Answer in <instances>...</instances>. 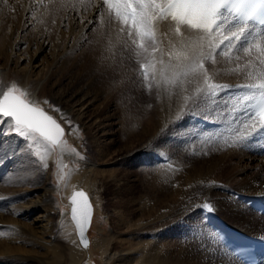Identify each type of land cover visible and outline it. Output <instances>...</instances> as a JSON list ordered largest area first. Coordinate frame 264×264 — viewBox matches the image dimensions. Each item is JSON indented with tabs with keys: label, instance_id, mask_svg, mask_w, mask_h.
Instances as JSON below:
<instances>
[{
	"label": "rangeland",
	"instance_id": "obj_1",
	"mask_svg": "<svg viewBox=\"0 0 264 264\" xmlns=\"http://www.w3.org/2000/svg\"><path fill=\"white\" fill-rule=\"evenodd\" d=\"M64 8L54 16L45 9L44 4H39L36 0H19V2L17 0H8L7 4L3 0H0V35H13V39L21 38L24 40L22 46L26 49L29 46V48H32V51L35 44L40 41L51 45L57 44L59 47L63 46V49H67V53L63 59L64 63L56 68L53 74L59 83L57 88H63L64 90L61 92H67L66 99L73 103H76L78 98H74L76 99L74 100L71 97L78 90L98 95V101L90 108L88 116L95 115L98 111L99 114H96L98 118L110 120L112 117L116 123H119L116 127L117 132L109 139L110 141L101 140V143L103 141L105 144L108 142L106 145L102 143V146L109 148L108 153H115V158L119 161L112 166H99L102 161L94 152L90 142V135L93 134L94 130L84 127L80 129L79 124L66 113L63 105H58L52 98L38 96L34 98V101L39 103L42 108L64 127L67 144L74 151H64L61 148L51 150L45 155L47 168H44L38 157L33 155L31 150L27 148L26 141L16 135L10 134L6 129L7 122L1 120L0 194L2 193L1 190L4 189L14 191L13 194L28 191L32 193V191L36 190L35 188H38L37 191L40 194H44V191L40 190L43 187L56 189L53 193L46 192L45 196L53 201L52 208L54 214L52 215L56 216L55 222L58 227V234L60 235H58L59 240L64 242L72 236L77 247H79L78 249L84 251L78 244L74 227L69 219V204L67 201L73 190H84L88 194L93 206L92 222L88 230L90 241L88 256L95 264H104V262L93 244L99 242L102 239V235H109L118 224L121 226L125 225V222L129 226L138 224L145 229L138 234L136 239L143 237L148 240L151 238L155 241L161 240L164 243L172 242L177 246L179 245V247H189L193 249L192 251H194L195 246L203 244L214 250L206 231L203 229V225H206L203 220V214L210 213L204 211L201 207L206 202L211 203L212 200L207 199L203 204H199L198 202L202 198L197 193L195 195L194 192L193 195L179 197L177 201L168 204L166 207V205H163V200L164 197H167L165 194H168L167 188L171 185L167 176H164L162 173L170 170L171 173L178 174L181 177L189 170H193L201 166V164H206L209 160L219 162L223 156V153H220V149H222L220 147L224 146L219 141L223 135L222 131H219V129L209 130V133L202 134L198 131L200 127H197L198 124L196 121H193V118H196V120L203 119L210 123H220L223 119L219 116H212L210 119H205L204 117L212 114V110L217 105H220L219 107L222 108L224 100L229 101L226 91L222 92L223 97L222 93L217 97V105L209 106V112L196 116H187L179 122L174 123L173 121L163 132L158 134L156 132L154 134L152 133L153 131H150V134L152 133L153 135H149L148 133V136H145L144 139L142 137L135 138L136 134L141 133L138 132V129L140 131L144 129L143 125L145 122L143 119L145 120V117L143 116L148 113L147 107L156 102L155 98L157 94H155L154 90L149 91L145 87L142 78L137 74L139 66L135 64L134 60L129 61L124 59L122 63L123 68L118 71L115 70V72L108 67L105 69L106 71H102L92 64L89 65L85 58L86 53H82L83 59L76 62L75 58L80 52L84 48H88L92 44V41L95 40L94 35L97 31L98 20L95 16L97 14L91 12L93 6L86 3V1L81 3L80 0H75L68 3ZM91 14L93 15L91 18L94 17V20L89 19ZM89 21H94L95 27H92L93 25ZM60 40L62 41L60 42ZM54 42H58L59 44ZM64 42L65 46L63 45ZM69 42H71L72 46H69ZM105 47L104 49H107V52L114 49L120 52L118 46L113 49L111 45L106 44ZM219 58L220 63H223L222 65L229 62L232 63L231 65L229 63V68H231L228 70V75L225 79L238 77L240 80L246 82L243 76H235L239 67L244 71V66L247 63L246 59L237 60L235 56L231 58ZM115 62L114 59L109 65L115 64ZM112 77L113 81L111 82ZM0 78L1 92L14 83L28 92L27 88H23L20 84L16 83L12 80V77L3 79L0 75ZM221 81L222 77H218L217 82L220 83ZM45 100L49 101L56 108L61 109V112L52 111L49 104L44 103ZM101 116L103 117L101 118ZM213 119L215 122H213ZM68 121H71V126ZM132 121L133 128L135 129L134 136L128 135L129 130H133L130 129V124L132 128ZM140 123H142L141 126ZM121 124H123L122 126L125 129L129 126V130H121ZM225 133L229 134L228 131ZM131 138L136 140L133 141ZM130 140L133 142L131 143ZM128 143L131 144L128 146ZM217 143L220 147H218ZM125 146L127 147L124 149ZM62 152L66 156L64 159H61ZM128 153H132V155L127 156ZM72 156L75 157V160L72 159ZM233 159L235 161L229 160L227 163L230 165V168H233L234 172L231 171L232 175L237 174L242 168H245L247 177L264 178V163L259 167H246L245 163H240L241 160L237 157ZM232 162L233 164H231ZM95 164V167L92 166ZM112 170L115 172L110 179L108 174ZM72 177H74V181H72ZM46 178L47 180H45ZM237 190L239 189H235V191ZM216 192L220 197L222 196L219 190ZM225 196L234 197L230 193H227ZM225 196L223 195L222 197L225 198ZM190 201L195 202L192 209H188L187 204L184 208L185 212H180L175 218L167 220L171 212L183 211L184 205ZM39 212L35 214H39ZM212 215L221 220L220 214L215 213ZM147 216L149 217L146 218ZM34 217L35 215H32L31 219L33 220ZM119 218H125L127 221H121ZM65 220L71 226L69 227L70 231H66V233H64L65 229L63 227ZM33 225H39V221L33 223ZM200 253L197 250V253L194 251L185 255L189 259H194ZM89 258H86L85 261ZM204 262L208 263L207 260ZM204 262L203 264H206ZM61 264H72V262L66 256ZM82 264H85V262Z\"/></svg>",
	"mask_w": 264,
	"mask_h": 264
},
{
	"label": "bare ground",
	"instance_id": "obj_2",
	"mask_svg": "<svg viewBox=\"0 0 264 264\" xmlns=\"http://www.w3.org/2000/svg\"><path fill=\"white\" fill-rule=\"evenodd\" d=\"M73 1L75 0H52L51 3H48V0H45L44 7L48 12L55 16L59 12H61L68 3H71ZM85 1L86 3H89L88 0ZM98 3L99 0H92V2L89 3L91 6H93L91 12L96 13L97 15L95 16V18L98 19H96L97 31L95 32L96 36L94 35L95 40L92 41V44L88 46V48H84V50L81 52L79 51L80 54L75 59L76 62H79L80 59H83L82 53H86L85 58L87 59L89 65L92 64L102 71H106L105 69L108 67L110 70H114L115 72V70L118 71L123 68V62H121L122 56L120 52L114 49V47H116L115 33L103 35L106 32V29L103 28L100 24V18L97 13ZM91 16L93 15L91 14L89 16V19L94 20V17L91 18ZM169 23L171 22L169 21ZM12 37L13 35H0L1 77L3 79H5L6 77H12V80H14L16 83L20 84L23 88H27L33 100L38 96L45 98L49 97L55 100L58 105H63L66 113L70 115L72 120L79 124L80 129L84 127L86 129L92 128L94 130L93 134L90 135V142L92 144L94 152L100 157L102 161L101 165L99 166L107 165L108 167L116 164L119 161L117 158H115L116 154L112 152L108 153L109 148L102 146V143L105 144V142L103 141L101 143V140H109L117 132L116 127L119 123H116L114 119H112V117L110 120L102 118L103 116H101L102 119L98 118L96 115L99 114L98 111L95 113V115L93 114L91 116H88L90 108L93 107L98 101V95L96 93L90 94L86 91L78 90L75 94L73 93V96L71 95L72 99L78 98L77 102L73 103L69 102L66 99L67 92H61L62 90H64L63 88H57L59 83L57 79L54 78L53 74L56 71L55 69L58 68L62 63H64L63 59L64 55L67 53V49L65 50L63 49V46L59 47L57 44L51 45L49 43L40 41L39 43L37 42V44H35L32 51L31 47L29 48L28 46L26 49L22 46V42L24 41L23 39H21L20 37V39H13ZM64 40H66V38H64ZM61 41L62 40H60V42ZM70 44L71 42H69V46H72V44ZM106 44L111 45L114 50H109L110 52H107L108 50L104 49ZM63 45L65 46V42ZM114 53L115 55H113ZM253 53H255V49H253ZM253 56V59H255V55ZM114 59L116 61L115 64L112 63L111 65H109V63H111V61H113ZM229 63H224V65H222L223 63H219L216 66L221 69V75L219 77H222V81L220 83L235 85L237 83L244 82L238 77H235L233 79H225V77L228 75V70H230L231 68H229ZM231 64L232 63H230V65ZM241 72L242 68L239 67V70L237 71L235 76L239 75V73ZM112 81L113 77L111 82ZM226 94L229 96V101L224 100L223 107L235 100V98L231 96V94L227 93V90ZM155 99L156 102L153 103L152 101L153 104H150L149 107H147L148 113L143 116L145 117V120L140 116L145 122V124L143 125L144 129L143 127L142 131L138 129V132L141 133L134 136L135 129L133 128L132 121V128L131 124H129L130 129L133 130H129L128 126V135H133L135 138L142 137L144 139L145 136H148V133L149 135H151L152 133L155 134L157 132L156 134H158L163 132L168 126L173 123V121H175L176 112L179 108L180 101H169L167 97L158 94ZM237 115L239 116L240 120H244L242 112L237 113ZM220 123L221 125L217 129H219V131H222L223 135L221 140H219L220 138L218 140L221 141L220 143L224 144L225 147H220L218 143L217 145L218 147L222 148H219L221 151L220 153H223L222 158H220V160L218 159L219 162L216 160H209V162H207L206 164H201V166L196 167L193 170H189L181 177L178 174L171 173L170 170H168V172L164 171L162 174L164 176H167L171 186L167 188L168 194H165V196L167 197H164L163 205H166L167 207L168 204L177 201L179 197L183 195H193V193L195 192V195L197 193V195L202 198L199 202L197 201L199 204H203L207 199L212 200L211 203L215 207V211L212 214H220L222 222L229 228L264 240V217L253 211L249 206L245 205L237 198V195H243L247 197L264 199V178L247 177V175L245 174V168H242L243 170L240 168L242 171L240 170L237 173L238 175H232L231 171H233V168H230V165L227 164L229 160L235 161L233 158L237 157L239 160H241L240 163H245L244 165H246V167H259L264 163V156L258 153L255 147V143L249 139L239 147H230L229 145L231 143V133L226 126V121L222 120ZM122 125L123 124H121L120 126ZM141 125L142 123H140V126ZM198 126L200 127V130H198L200 133H209V130H206L203 126L197 125V127ZM237 126L239 125L237 124ZM6 129L8 130V124ZM123 129H125L124 126H122L121 130ZM150 131L153 132L150 134ZM226 131H228L229 134H226ZM133 141H131V143ZM130 144L128 143V146ZM126 147L127 146H125L124 149ZM130 155H132V153H128L127 156ZM65 157V153L62 152L61 159H64ZM72 159L75 160V157L72 156ZM231 164H233V162ZM227 165H229V167H227ZM92 166L95 167L96 164ZM114 172V170L109 172L108 176L110 177V179L111 177H113ZM176 175L178 176L176 177ZM45 180H47V178ZM72 181H74V177H72ZM35 189L36 190L32 191V193L28 191L20 194H18V192L17 194H13L14 191H10L8 189L1 190L0 264H61L66 256L70 259V262H72V264H82L84 262L85 264H95L88 256V247L90 246H88L87 248H82L79 245L84 250L81 251L78 249L79 247H77V244L75 243L72 236L71 238L69 237L68 239H66V241L64 242L62 240H59L60 235L58 234V227L55 222L56 216L52 215L54 214V210L52 208L53 201L45 196L46 192L53 193L56 191V189L43 187L40 190L44 191V194H40L39 191H37L38 188ZM235 189H239L240 191H235ZM217 190H219L222 196L230 193L233 194L234 197H220V195L216 192ZM34 192L35 194L33 195ZM193 202L194 201H190L189 203H186L183 207V211L181 210L176 213L171 212L167 220L175 218V216L179 215L180 212H185L184 208L187 204V208L192 209L195 204V202ZM38 211H40L39 214H35ZM32 215H35L33 220L31 219ZM148 217L149 216H147L146 218ZM120 220L124 222L127 221L125 218H122ZM37 221H39V225H33V223ZM125 223L126 224L122 226L118 224L115 229L111 233H109V235H102V239H100L99 242H95L93 244L94 248L97 249V252L100 253L104 264H203L205 260L208 261V263L204 262L206 264H242L230 251H228L219 242L218 237L207 225H203V229L204 231H206L211 241L210 244L213 245L214 250H212L211 247L209 248L203 244H200L198 246H195L194 248V251L196 253L197 250L201 252L199 256H195V258L193 256L194 259H189L185 254H190V252L193 253V249H190L189 247H179V245L177 246L172 242L164 243L161 240L155 241L153 238L149 240L143 237L136 239V237H138V234L145 229H143L142 226H139L136 223L135 226H129L127 222ZM69 224L70 223L65 220L63 224V227L65 229L64 233H66V231H70L69 227L71 226ZM86 258L89 259L85 261ZM261 258L262 262H264V253L262 254Z\"/></svg>",
	"mask_w": 264,
	"mask_h": 264
},
{
	"label": "snow or ice",
	"instance_id": "obj_3",
	"mask_svg": "<svg viewBox=\"0 0 264 264\" xmlns=\"http://www.w3.org/2000/svg\"><path fill=\"white\" fill-rule=\"evenodd\" d=\"M36 2L44 4L45 0ZM97 12L106 29L103 35L115 33L121 62L134 60L149 91L180 101L174 123L209 112L222 92L234 88L239 90L236 99L223 108L217 105L204 118L219 116L226 121L230 147L241 146L264 128V31H254L264 25V0H99ZM89 23L95 27L94 21ZM232 56L246 59L244 71L239 73L246 82H217L221 75L218 58ZM44 103L61 112L49 101ZM239 112L246 119L240 120ZM0 120L7 122L10 134L26 141L44 168L45 155L51 150L74 151L61 124L15 83L0 92ZM69 203L71 220L87 247L84 232L92 220V204L82 190L73 191ZM201 207L208 213L215 211L210 202Z\"/></svg>",
	"mask_w": 264,
	"mask_h": 264
},
{
	"label": "water",
	"instance_id": "obj_4",
	"mask_svg": "<svg viewBox=\"0 0 264 264\" xmlns=\"http://www.w3.org/2000/svg\"><path fill=\"white\" fill-rule=\"evenodd\" d=\"M50 115V114H49ZM58 122V121H57ZM59 123V122H58ZM62 126V125H61ZM63 127V126H62ZM73 191H81V189H75V190H73ZM73 191L71 192V194H70V196L72 195V193H73ZM82 191H84V190H82ZM85 192V191H84ZM86 193V192H85ZM87 194V193H86ZM88 195V194H87ZM69 196V197H70ZM69 197H68V204H69V213H68V215H69V219H70V221H71V223H72V225H73V227H74V230H75V234H76V237H77V240H78V243H79V245L82 247V248H87L88 246H89V237H88V230H89V228H90V226H91V222H92V220H91V222L89 223V225H87L86 226V231L84 232V240H86L87 241V247H85L84 246V244L81 242V238H80V236H79V234H78V231H77V229H76V226H75V224H74V222L71 220V205H70V203H69ZM89 197V196H88ZM89 201H90V198H89ZM90 203H91V201H90ZM92 216H93V206H92Z\"/></svg>",
	"mask_w": 264,
	"mask_h": 264
}]
</instances>
